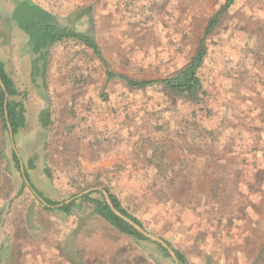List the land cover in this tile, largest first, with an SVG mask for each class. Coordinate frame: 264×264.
<instances>
[{"label": "rangeland", "instance_id": "1", "mask_svg": "<svg viewBox=\"0 0 264 264\" xmlns=\"http://www.w3.org/2000/svg\"><path fill=\"white\" fill-rule=\"evenodd\" d=\"M17 1L0 0V60L26 107L13 138L0 122L2 260L176 264L88 205L71 215L48 210L15 151L57 203L108 187L192 264H264V0H239L210 35L209 19L225 0H33L62 24L92 31L111 69L138 80L172 75L205 39L196 99L107 80L102 61L71 40L50 49L46 82H35L28 37L11 18Z\"/></svg>", "mask_w": 264, "mask_h": 264}, {"label": "trees", "instance_id": "2", "mask_svg": "<svg viewBox=\"0 0 264 264\" xmlns=\"http://www.w3.org/2000/svg\"><path fill=\"white\" fill-rule=\"evenodd\" d=\"M238 1L239 0H225L223 2L219 9L209 19L205 30L206 35H210L214 32L222 19L231 11ZM11 18L18 28L21 29L28 37L27 43L34 55L32 60L31 75L35 82L38 81L39 77L44 81L46 80L51 51L50 49L59 42L71 40L91 49L93 53L102 61L107 80L121 79L133 89H146L151 86L162 85L165 89L180 97H190L194 99L199 98L204 93L200 69L205 62L207 54L205 39L200 42L199 48L192 60L172 75L158 79L138 80L124 73L115 72L111 69L108 61L104 57L101 46L92 31L77 30L74 26L62 24L55 14L33 0H18L11 13ZM0 76L7 89V93L9 94L6 102V93L0 85V122L3 130H8L10 132V125L13 134L16 135L26 122V107L22 101L16 99V97L20 94V91L17 88L14 79L6 70L4 62L1 60ZM39 120L43 127H49L51 124L50 110H41ZM13 158L16 165L19 167L20 158L15 151H13ZM44 171L47 176L51 177V172L48 167H46ZM25 174L31 184L30 188L41 196L45 202L50 205L59 204L46 197L42 191L36 188V186L31 182L27 169L25 170ZM23 185L25 186L26 184L24 183ZM105 190L108 192L111 201L119 211L147 230L143 221L125 207L122 199L116 193L108 187H105ZM95 193H98L99 195H96ZM79 204L88 205L89 208H91L90 215L97 216L121 234L126 235L135 241H150L140 234L134 227L118 217L110 209L100 191H94L86 194L82 198L57 209L71 215L73 214L74 208L79 206ZM51 208L52 207H47L48 210H52ZM164 240L167 241V243L175 250L177 256L184 264H192L189 262L184 251L176 249L170 241L166 239ZM153 243L157 246L161 253L171 258L167 250L162 245L155 242ZM2 254V248L0 247V264H7L5 260H2Z\"/></svg>", "mask_w": 264, "mask_h": 264}, {"label": "water", "instance_id": "3", "mask_svg": "<svg viewBox=\"0 0 264 264\" xmlns=\"http://www.w3.org/2000/svg\"><path fill=\"white\" fill-rule=\"evenodd\" d=\"M0 85H1L2 89L6 93V102H7L8 97H9V94L7 93V89H6L4 83H3L2 79H1V76H0ZM9 128H10L11 137L13 138L14 137V134H13V131H12L10 125H9ZM20 164H21L22 173H23L24 178H25V183L30 187L31 184H30V182H29V180H28V178H27V176L25 174V168H24L22 162H20ZM94 191H100L103 194L106 203L109 205L110 209L118 217H120L121 219H123L124 221H126L129 225H131L132 227H134L140 234H142L144 237H146L150 241L162 245L167 250V252L169 253V255L171 256V258L174 260V262L176 264H184L179 259V257L177 256L175 250L167 243V241H165L163 238H161L159 236H156V235L152 234L151 232H149L148 230H146L144 227H142L140 224H138L134 220H132L130 217L126 216L121 211H119L115 207V205L113 204V202L111 201V198H110L108 192L105 190V188H102V187H91L89 189H86V190L82 191L81 193L77 194L76 196H74V197H72V198H70L68 200H65L62 203L56 204V205H50L49 203L45 202V200L41 196H39V195H38V198H39L40 201H42L48 207L61 208L62 206L66 205V204H69V203H71V202H73V201H75V200H77L79 198H82L84 195L89 194V193H92Z\"/></svg>", "mask_w": 264, "mask_h": 264}, {"label": "flooded vegetation", "instance_id": "4", "mask_svg": "<svg viewBox=\"0 0 264 264\" xmlns=\"http://www.w3.org/2000/svg\"><path fill=\"white\" fill-rule=\"evenodd\" d=\"M38 195V194H37Z\"/></svg>", "mask_w": 264, "mask_h": 264}]
</instances>
